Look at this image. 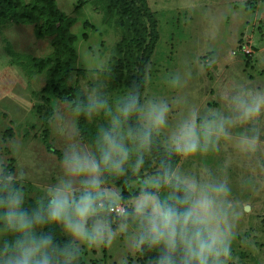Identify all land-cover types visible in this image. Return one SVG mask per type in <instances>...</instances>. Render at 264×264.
I'll list each match as a JSON object with an SVG mask.
<instances>
[{"label": "clouds", "instance_id": "1", "mask_svg": "<svg viewBox=\"0 0 264 264\" xmlns=\"http://www.w3.org/2000/svg\"><path fill=\"white\" fill-rule=\"evenodd\" d=\"M82 68L48 119L62 141L53 171L34 182L19 130L4 140L0 264H88L93 253H118L115 264H241V251L254 254L239 232L249 205L229 166L209 161L230 145L264 172V86L236 80L202 107L184 92L185 68L154 77L143 61L121 86L111 59ZM192 160L200 166H183ZM256 179L241 177L239 189Z\"/></svg>", "mask_w": 264, "mask_h": 264}, {"label": "rangeland", "instance_id": "2", "mask_svg": "<svg viewBox=\"0 0 264 264\" xmlns=\"http://www.w3.org/2000/svg\"><path fill=\"white\" fill-rule=\"evenodd\" d=\"M55 1L61 11L75 19L71 26L77 35L72 71L83 77V63L98 65L109 60L120 31L112 17L94 9L88 1ZM147 1L159 29V40L149 60L154 77H158L161 69L189 70L191 76L184 92L191 103L202 107L215 105L223 86L236 80L264 86V0ZM52 41V36H37L34 25L13 21L0 24V158L7 156L4 140L19 130L30 157L25 170L34 182L42 177L44 170H54L58 156L46 148L42 114L49 105L52 109L66 107L62 100L47 99L42 92L48 79L47 69L38 71L30 65L32 58L41 60L54 54ZM209 60L214 61L210 68ZM152 88L163 90L155 79ZM46 141L59 153L62 141L52 135L50 127ZM200 163L192 160L183 162V166L196 169ZM209 163L229 166L232 180L237 184V196L249 205L250 211L241 221L239 232L254 241L256 250L252 255L241 251V264H262L264 172L254 162L236 154L230 145H225ZM245 175L257 177L256 184L248 191H241L238 181ZM117 255L93 253L88 264L92 261L115 264Z\"/></svg>", "mask_w": 264, "mask_h": 264}, {"label": "trees", "instance_id": "3", "mask_svg": "<svg viewBox=\"0 0 264 264\" xmlns=\"http://www.w3.org/2000/svg\"><path fill=\"white\" fill-rule=\"evenodd\" d=\"M112 17L120 31V38L114 44L109 59L114 63L116 77L114 86H121L136 78L132 70L138 69L143 61L150 60L159 40L158 21L147 0H85ZM84 1V2H85ZM13 21L16 24L34 25L37 36H52L54 54L41 60L30 59L38 71L47 69V81L42 89L47 99H60L74 95V89L66 85L68 73L75 61L77 35L71 26L75 19L61 11L55 0H0V24ZM85 36V33H83ZM48 106L42 114L43 137L46 148L49 130L48 119L52 113ZM39 111V109H37ZM81 127L85 121L81 119ZM55 154H59L56 152ZM90 264H101L92 261Z\"/></svg>", "mask_w": 264, "mask_h": 264}]
</instances>
